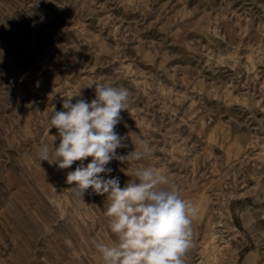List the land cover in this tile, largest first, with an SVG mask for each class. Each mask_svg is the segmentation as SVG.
I'll use <instances>...</instances> for the list:
<instances>
[{
  "label": "rangeland",
  "instance_id": "374dc122",
  "mask_svg": "<svg viewBox=\"0 0 264 264\" xmlns=\"http://www.w3.org/2000/svg\"><path fill=\"white\" fill-rule=\"evenodd\" d=\"M94 82L131 92L117 153L152 148L102 175H167L196 210L185 264H264V0H0V264H103L106 195L36 155Z\"/></svg>",
  "mask_w": 264,
  "mask_h": 264
},
{
  "label": "clouds",
  "instance_id": "9594fccd",
  "mask_svg": "<svg viewBox=\"0 0 264 264\" xmlns=\"http://www.w3.org/2000/svg\"><path fill=\"white\" fill-rule=\"evenodd\" d=\"M95 98L89 103L83 98L65 97L62 109L54 107L48 132L55 128L51 146H37L39 161H47L59 169L69 171L66 183L74 185L67 191L70 197L83 201L87 190L106 195V216L115 240L94 244L103 264H185L192 247V220L195 208L183 198L175 186L168 187L167 175L155 167H138L124 187L119 177L105 178L112 172L107 165L144 159L152 152L149 139L136 135L131 142L134 150L119 155L117 149L126 148L116 126L121 113L129 108L131 92L124 86L94 82ZM59 139L58 146L55 141ZM91 158L85 165L84 161Z\"/></svg>",
  "mask_w": 264,
  "mask_h": 264
},
{
  "label": "bare ground",
  "instance_id": "6f19581e",
  "mask_svg": "<svg viewBox=\"0 0 264 264\" xmlns=\"http://www.w3.org/2000/svg\"><path fill=\"white\" fill-rule=\"evenodd\" d=\"M234 248H235V246H234ZM250 259H252V257H251V256H249V257H248V260H250Z\"/></svg>",
  "mask_w": 264,
  "mask_h": 264
}]
</instances>
